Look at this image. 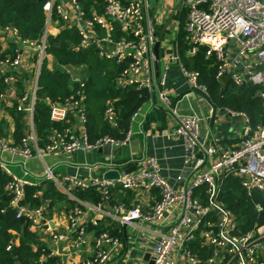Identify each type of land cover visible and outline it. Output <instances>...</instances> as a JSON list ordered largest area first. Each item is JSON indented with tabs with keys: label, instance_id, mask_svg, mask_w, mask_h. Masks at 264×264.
Segmentation results:
<instances>
[{
	"label": "built area",
	"instance_id": "2783aa9c",
	"mask_svg": "<svg viewBox=\"0 0 264 264\" xmlns=\"http://www.w3.org/2000/svg\"><path fill=\"white\" fill-rule=\"evenodd\" d=\"M84 2L89 4L88 9L84 8ZM181 4L186 8V53L192 56L202 47L205 58L214 59L217 79L228 76L235 84L249 81L259 86L258 93L263 96L264 0H181ZM43 9L45 28L37 41L19 38L12 25L0 27L1 33L11 37L10 40H20L23 44L31 45L38 63L36 80L22 91L19 96L21 103L16 104L17 110L30 114L34 112L40 66L47 54V35L55 34L49 33L48 28L51 23H55L77 31L80 36L77 48L93 49L99 58L121 64L115 79L117 85L135 84L146 88L150 95L154 92L159 104L172 117L174 131L183 137L186 151L185 166L176 175L182 185L177 187L161 174L154 157L136 159V169L120 173L117 180L95 177L87 183L75 176L68 178L81 188L96 186L104 198L109 197L110 186L114 184L122 188L156 187L159 190V197L148 209H143L139 203L128 208L115 204L112 214L122 225L145 222L159 229L156 230L159 237L151 244L153 264H176L172 254L179 246H183L189 264H197L198 258L187 246V242L195 236H199L203 244L213 249L206 258L208 264H228L231 261L237 264H264V222L240 231L234 213L218 198L221 179L229 174L239 179L248 194L253 189L264 192V124L253 128L243 111L225 107L230 114L241 115L245 124L240 139L233 147L218 150L216 144L207 143L199 137L200 116L197 113L176 112L171 105L169 92L160 86L165 72L158 73L154 53L158 22L152 11L151 0H44ZM169 58L180 61L178 52L173 55L171 51ZM21 59L22 50L18 47H15L13 56L6 53L0 57V73L5 82V89L0 96L13 86V72L20 65ZM178 65L190 88L199 87L206 91V86L198 81L197 70L185 67L182 62ZM62 67L70 73L77 86L61 100L45 99L50 118L66 122L67 126L62 130L53 129L51 137L41 147L37 145L35 134L30 131L23 135L20 144L0 140V166L9 175L6 187L12 193L11 204L16 207V216H26L33 226L39 225L44 219V208L42 205L30 207L21 203L24 187L29 181L11 171L1 155L2 151L18 153L24 158L50 152H62L69 156L76 149L87 150L104 144L120 146L127 142L132 133L131 125L119 137L104 134L90 140L86 132H76L68 123V115L73 113L80 123L86 121L85 78L81 67L77 70L68 65ZM150 95L146 101H150ZM145 102L132 112L130 122L145 113ZM103 116L110 126H117L112 104L105 107ZM23 174H28V171L24 169ZM43 174L45 178L56 179L51 166H45ZM198 185L205 187V201L193 195V189ZM174 208L179 213L173 221L166 222V211ZM74 210L79 212L77 207ZM68 218L71 229L75 228L77 232L73 241L80 245L84 241L83 228L76 229L73 214ZM165 225L166 229H162ZM54 237L63 239L65 235L56 233ZM93 241L92 257L82 260L81 264H105L119 245L118 237L106 230L97 233ZM10 247V244L6 246L8 249Z\"/></svg>",
	"mask_w": 264,
	"mask_h": 264
},
{
	"label": "crops",
	"instance_id": "0c3cea01",
	"mask_svg": "<svg viewBox=\"0 0 264 264\" xmlns=\"http://www.w3.org/2000/svg\"><path fill=\"white\" fill-rule=\"evenodd\" d=\"M155 1L151 2L153 13ZM176 1L169 0L164 7L166 8L165 12L161 10L157 14L154 13L158 22V34ZM177 8H175L173 18L167 28L168 30L173 22L175 27V31L172 33L173 38L167 40L164 34L160 40L157 68L158 73H160L159 62L162 61L165 72L164 81L160 86L169 92L171 105L177 113H197L200 116L198 134L202 140L216 144L218 150L233 147L240 139V129L245 124L241 115L230 114L225 107L216 105L214 120L211 121V105L203 96L194 91L185 93L175 101V97L180 92L190 88L176 63L177 61L169 58L170 52H173L172 40L175 39V32L178 28V20L175 18ZM60 28L59 24L51 23L48 30L49 33H56ZM10 39L11 37L2 34L0 31V48L7 51L11 44L15 43V46L22 50V59L20 65L13 72L15 74L13 86L6 89L4 94L0 96V140L15 144V123L11 110L16 108V104L21 103L19 96L22 91L36 80L38 63L34 48L31 45L23 44L20 40ZM45 57L49 67L56 65L51 54L47 53ZM225 77L226 80L223 78L221 80L230 81L228 76ZM144 107L145 113L143 115L140 114L134 121H129L128 127L131 125L132 133L127 142L120 146L104 144L87 150L76 149L69 156L62 152H50L42 156L34 154L29 158H24L18 153L8 150L1 152L11 171L15 175L24 176L28 179L29 184H36L45 179L43 170L45 166H51L56 178L51 180L54 181L57 188L69 198L78 201V205L70 206L68 202L60 199L57 204L47 208L44 206L47 203L44 200L45 203L41 204L44 208V219L37 226L30 224V228L38 233L40 240L50 252L59 257L61 264H81L82 260L92 257L94 236L103 230L110 232L119 239V245L112 251L105 264H153L151 244L159 237L156 233V230L159 229L145 222H138L136 225H122L118 218L112 214L115 204H121L124 208H128L139 203L143 209H148L159 197V190L156 187L147 189L122 188L118 184H114L110 186L108 198L91 199L88 196L81 198L76 191L81 187L76 186L73 180L68 178L75 176L88 183L95 177L103 178L104 172L110 169L124 171L131 168L128 172H132L137 167L136 159L154 157L159 164L161 174L166 177L168 182L174 187L181 186L182 182L176 179V175L185 166L184 139L174 131L172 117L157 99L156 101L153 99L152 95H150V101L144 103ZM23 120L25 123L23 134L26 135L29 131L33 132L36 136L37 145L43 146L44 144H39L37 140L33 114L23 111ZM100 120L107 122L103 113ZM30 122L32 123L30 124ZM68 123L76 132L87 133L86 121L78 122L73 113L68 115ZM49 137H51V132L47 135L48 140ZM24 169L28 171V174H23ZM75 207L79 209V212H75ZM178 213L179 210L176 208L167 210L166 222L173 221ZM70 214L75 216L76 229L82 227L84 231V241L80 245H76L73 241L77 232L75 228L71 229L70 227L68 218ZM166 227L167 225L163 226L162 229H166ZM56 233H63L65 237L55 239ZM13 241L17 242V237H14ZM172 255L176 264H189L183 246L174 249Z\"/></svg>",
	"mask_w": 264,
	"mask_h": 264
},
{
	"label": "trees",
	"instance_id": "16d2710c",
	"mask_svg": "<svg viewBox=\"0 0 264 264\" xmlns=\"http://www.w3.org/2000/svg\"><path fill=\"white\" fill-rule=\"evenodd\" d=\"M43 3L44 0H0V27L12 25L16 28L19 38L39 40L43 35L46 19ZM83 6L88 9L89 4L84 2ZM178 7L179 11L177 9L175 13L178 28L174 37L181 62L185 67L198 71V81L206 86L216 105L243 111L253 128L264 124V95L258 93L259 86L249 81L235 84L231 80L224 82L217 79L214 59L205 58L202 47L194 55L185 57L188 47L184 29L186 8L183 4ZM79 38L74 28L67 27H61L55 34L47 35L45 50L53 56L56 65L49 67L47 58L44 57L38 76L33 120L37 140L41 145L45 144L47 135L53 129L62 130L67 126L66 122L50 118L49 106L45 99L49 97L61 100L77 86L70 73L63 69V65L71 66L74 70L82 68V76L85 78L86 129L90 140L104 134L122 136L128 128L132 112L149 98L150 94L146 88L137 87L135 84L117 85L115 79L122 65L113 60L99 58L93 49L77 48ZM15 47V43H12L7 51H1L0 48V57L6 53L12 55ZM4 87L5 82L0 73V93ZM108 104H112L116 113V127L100 120ZM11 112L15 123V144H20L25 125L23 111L13 108ZM8 179L9 175L0 166V264H61L59 257L50 254L38 233L30 228V220L24 215L16 216V207L11 204L12 193L6 187ZM204 190L203 185L195 186L193 195L205 201ZM76 191L81 198H104L94 185ZM218 198L234 213L240 231H246L255 224L264 222V192L253 189L248 194L237 177L229 174L221 179ZM60 199L68 202L70 206L79 204L60 191L53 180L45 178L39 183L25 185L21 203L37 207L44 204L45 200L47 203L44 206L51 208ZM258 205L261 206L260 209ZM14 237H17V242L13 241ZM262 241L264 243V237ZM8 244L11 245L9 249L6 248ZM187 246L198 258L197 264H208L206 258L212 253L211 246L203 244L199 236L188 241ZM228 264L237 263L231 261Z\"/></svg>",
	"mask_w": 264,
	"mask_h": 264
},
{
	"label": "water",
	"instance_id": "95a60500",
	"mask_svg": "<svg viewBox=\"0 0 264 264\" xmlns=\"http://www.w3.org/2000/svg\"><path fill=\"white\" fill-rule=\"evenodd\" d=\"M180 2H181V0H177L175 2L174 7L172 8V10L170 11V13L168 14L167 18L165 19V21L163 22V24H162V26H161V28L159 30L158 39H157V41H156V43L154 45V53H155L156 60L159 59V45H160V40L164 36V34H165V32H166L169 24H170V21L173 18V15H174V12H175V8L178 7V5L180 4ZM172 50H173V55H176L177 51H176V40L175 39L172 40ZM159 68H160V72H163V70H164V63L162 61L159 62ZM222 78L226 80V77L225 76H223ZM190 91H194V92L200 94L211 105V108H212L211 121L214 120V116H215V112H216V104L213 102V100L211 99V97L209 96V94L205 90H202L199 87L189 88L187 90H184V91L180 92L175 97V101L178 98H180L182 95H184L185 93L190 92ZM152 97L156 101V96H155V93L154 92L152 93ZM132 167H134V166H132ZM130 169L131 168H127L124 171H120V172L117 169H110V170H107V171L104 172L103 178H111V179L117 180V178H118V176H119L120 173L129 171Z\"/></svg>",
	"mask_w": 264,
	"mask_h": 264
},
{
	"label": "rangeland",
	"instance_id": "374dc122",
	"mask_svg": "<svg viewBox=\"0 0 264 264\" xmlns=\"http://www.w3.org/2000/svg\"><path fill=\"white\" fill-rule=\"evenodd\" d=\"M153 0H151V2H152ZM168 1L169 0H156L155 1V4H154V13H156L157 14V12L159 13L161 10H166V8H164V7H166V4H168ZM174 1H176V0H174ZM162 7V8H161ZM161 8V9H160ZM178 9V11H179V7L177 8ZM176 10V9H175ZM156 11V12H155ZM165 12V11H164ZM164 12H163V14H164ZM162 14V15H163ZM186 15V14H185ZM173 31H175V27L173 26V22L171 23V25H170V28L168 29V30H166V32H165V37H166V39L167 40H171V38H173ZM167 44H168V41L166 42ZM189 55L185 52V57H188ZM179 62H181V60L179 61ZM179 62H176L177 64H179ZM242 129H243V127L240 129V132H242Z\"/></svg>",
	"mask_w": 264,
	"mask_h": 264
}]
</instances>
